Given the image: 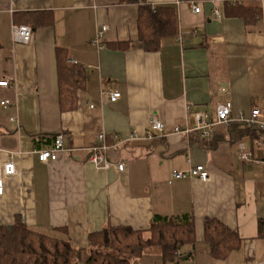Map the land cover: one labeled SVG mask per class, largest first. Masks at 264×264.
I'll use <instances>...</instances> for the list:
<instances>
[{"label": "crops", "instance_id": "1", "mask_svg": "<svg viewBox=\"0 0 264 264\" xmlns=\"http://www.w3.org/2000/svg\"><path fill=\"white\" fill-rule=\"evenodd\" d=\"M146 2L171 6L176 16L174 36L154 52H145L137 40V5L0 0V80L8 81L0 86V101L11 103L0 105V225L19 220L68 240L86 256L88 235L106 226L137 231L147 229L154 214H190L195 242L182 250L181 257H187L167 263L159 255L161 264H264V234H258V222L264 220V138L251 139L237 128L240 115L264 108V2ZM194 4L199 13L192 12ZM226 5H257L261 19L247 26ZM35 11L50 12L52 23L30 26V41L15 43L14 15ZM102 26L106 31L97 47L92 39ZM116 42L129 44L126 49L109 46ZM57 47L84 71L74 110L59 108ZM102 91H118L120 98L110 102ZM226 103L230 120L216 124L209 135L173 133L175 126L193 128L198 116L214 121L217 107ZM151 118L161 121L164 131L148 139ZM100 133L108 169L88 159V148ZM59 134L64 150L55 160L41 162L37 152L50 148L53 140L47 144V138ZM244 150L251 153L247 162L239 159ZM7 161L14 165L12 175L3 173ZM199 165L208 174L206 181L172 177L174 170ZM206 217L240 239L223 259L212 258L204 242ZM142 256L129 264H148Z\"/></svg>", "mask_w": 264, "mask_h": 264}, {"label": "trees", "instance_id": "2", "mask_svg": "<svg viewBox=\"0 0 264 264\" xmlns=\"http://www.w3.org/2000/svg\"><path fill=\"white\" fill-rule=\"evenodd\" d=\"M120 4L137 5V40L145 52L160 48L165 38L174 36L176 16L171 6L151 7L146 0H119ZM227 12L244 20L247 26L261 19L257 5L232 7ZM15 26L39 28L50 25L52 14L48 11L23 12L14 15ZM111 43V47L126 49L129 42ZM58 83V102L62 111L74 110L77 91L83 87L84 71L78 64L68 63L65 49H55ZM235 124H233L234 126ZM241 126V128H239ZM238 132L251 139L264 138V131L237 124ZM54 137L47 138L53 140ZM40 137L38 140L40 142ZM34 142H38L34 140ZM258 234H264V220L258 222ZM204 242L214 259H223L240 243L238 235L220 221L206 217L203 220ZM195 242L193 220L190 214H154L144 230L128 227L106 226L88 235V251L74 248L68 240L56 238L24 226L19 220L12 225H0V264H129L143 255L147 248H158L163 262L180 261L182 248Z\"/></svg>", "mask_w": 264, "mask_h": 264}, {"label": "built area", "instance_id": "3", "mask_svg": "<svg viewBox=\"0 0 264 264\" xmlns=\"http://www.w3.org/2000/svg\"><path fill=\"white\" fill-rule=\"evenodd\" d=\"M259 4H262L264 0H254ZM234 2L232 5H236ZM193 13H199L200 6L192 5L191 6ZM216 17L219 18V14L215 13ZM106 31V27L102 26L100 29L96 30L95 35L92 39V43L97 47H101V40L103 34ZM32 37V28L27 25H18L12 28V38L15 43L27 44ZM68 63L75 64L74 61L68 59ZM1 87H7V80H0ZM102 95H105L110 102H115L120 98V93L118 91H102ZM0 105L3 107H8L11 105L10 101L2 100ZM93 106L90 105L89 108ZM230 120V104L226 103L217 107L215 112L214 121H203L200 116L197 117V123L193 128L185 126H175L173 127V133L176 134H189L191 132H198L202 137L207 136L211 133L213 127L216 124H226ZM238 122L242 123L246 127L257 128L264 131V108L254 107L252 108L247 115H240ZM148 128L151 132L146 135V138L151 139V133H162L164 131V124L157 120L156 118H151L148 123ZM133 139H137L136 136H132ZM64 150L62 143V135H56L53 139V143L50 148L40 150L37 152L38 159L41 162L53 161L56 159L58 152ZM107 146L105 144V135L100 133L96 136V142L88 148L89 151V161L95 165L96 168L108 169L111 166V163L107 160L105 152ZM1 154V150H0ZM251 158V153L249 151H240L239 159L241 161L247 162ZM117 169L122 171L123 164H118ZM14 172V165L12 162L7 161L3 164V173L4 175H12ZM172 177L174 179H182L186 177L198 178L201 181H206L208 179V174L202 166L191 167L186 172L181 171H172ZM2 193V181L0 179V194Z\"/></svg>", "mask_w": 264, "mask_h": 264}, {"label": "rangeland", "instance_id": "4", "mask_svg": "<svg viewBox=\"0 0 264 264\" xmlns=\"http://www.w3.org/2000/svg\"><path fill=\"white\" fill-rule=\"evenodd\" d=\"M188 248V246H184L182 248L183 251H186V249ZM200 256L202 257V252L199 253ZM147 257H152L151 261L148 260ZM142 260H146V263L148 264H161V262H159V251L158 248H147L145 249L143 256H142ZM186 260H184L183 262H179V264H186ZM217 263H222V262H217ZM75 264V263H74ZM191 264V263H188Z\"/></svg>", "mask_w": 264, "mask_h": 264}, {"label": "water", "instance_id": "5", "mask_svg": "<svg viewBox=\"0 0 264 264\" xmlns=\"http://www.w3.org/2000/svg\"><path fill=\"white\" fill-rule=\"evenodd\" d=\"M187 257V255H185V256H183V257H181L180 259H185Z\"/></svg>", "mask_w": 264, "mask_h": 264}]
</instances>
